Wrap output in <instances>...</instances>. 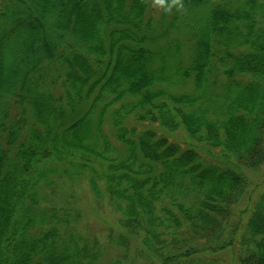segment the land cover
Masks as SVG:
<instances>
[{
	"label": "trees",
	"instance_id": "trees-1",
	"mask_svg": "<svg viewBox=\"0 0 264 264\" xmlns=\"http://www.w3.org/2000/svg\"><path fill=\"white\" fill-rule=\"evenodd\" d=\"M171 2L0 0V264H99L84 178L146 264H264V0Z\"/></svg>",
	"mask_w": 264,
	"mask_h": 264
},
{
	"label": "rangeland",
	"instance_id": "rangeland-1",
	"mask_svg": "<svg viewBox=\"0 0 264 264\" xmlns=\"http://www.w3.org/2000/svg\"><path fill=\"white\" fill-rule=\"evenodd\" d=\"M159 4H156L154 0H151L150 8L156 9ZM172 93L185 92L175 91L173 89H167ZM128 125L140 127L136 122L129 121ZM106 129V128H105ZM107 132H110V130ZM168 137L176 142H187V136L182 130H178L172 133H167ZM249 180L252 183V187L255 188L252 191V196L257 194L264 186V168L258 171H245ZM72 193L75 200V205L80 211V219L78 221L79 233L91 241H94L98 247H101V256L99 264H111L116 260H120L121 264H146V259L143 258V254L140 252L144 249L140 242L139 236H129L127 231L119 227L117 219L118 214L114 213L107 202L104 200L96 201L87 183V179H80L78 181H68L66 183L58 184V189L53 194V197L58 201L60 198H64L65 193ZM243 204L242 206H245ZM241 206V208H242ZM143 234V233H142ZM141 234V235H142ZM115 235H121L123 238H128L127 246L116 247L112 246V239ZM123 257V258H122ZM218 257L224 259L226 264H236L234 261L233 251L221 252Z\"/></svg>",
	"mask_w": 264,
	"mask_h": 264
},
{
	"label": "clouds",
	"instance_id": "clouds-1",
	"mask_svg": "<svg viewBox=\"0 0 264 264\" xmlns=\"http://www.w3.org/2000/svg\"><path fill=\"white\" fill-rule=\"evenodd\" d=\"M156 4H162L163 0H154ZM175 6L178 10L183 8V4L181 0H172L171 4L168 6V10L170 11L172 7Z\"/></svg>",
	"mask_w": 264,
	"mask_h": 264
}]
</instances>
